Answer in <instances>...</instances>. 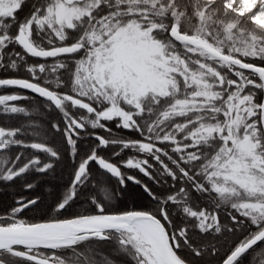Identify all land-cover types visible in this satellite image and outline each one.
Instances as JSON below:
<instances>
[{
	"label": "snow or ice",
	"instance_id": "snow-or-ice-1",
	"mask_svg": "<svg viewBox=\"0 0 264 264\" xmlns=\"http://www.w3.org/2000/svg\"><path fill=\"white\" fill-rule=\"evenodd\" d=\"M0 72V264H264V0H0Z\"/></svg>",
	"mask_w": 264,
	"mask_h": 264
},
{
	"label": "trees",
	"instance_id": "trees-1",
	"mask_svg": "<svg viewBox=\"0 0 264 264\" xmlns=\"http://www.w3.org/2000/svg\"><path fill=\"white\" fill-rule=\"evenodd\" d=\"M6 75H13V73H3L0 72V77L6 76ZM65 178H66V173H65ZM63 181L57 180L55 183H47V186H53L62 183ZM20 185H16L11 188H4L3 191L0 192V215L4 214L5 210L10 207V205L13 203L14 198L24 195V192L19 191ZM53 198V193L50 196H46V201L48 203L51 202ZM146 202L139 201V200H133L132 198H126L122 200L117 206L118 207H142L145 206ZM87 206L81 202V204L77 205L72 212H80L83 211ZM72 213H69L71 215ZM38 215V214H37Z\"/></svg>",
	"mask_w": 264,
	"mask_h": 264
},
{
	"label": "flooded vegetation",
	"instance_id": "flooded-vegetation-1",
	"mask_svg": "<svg viewBox=\"0 0 264 264\" xmlns=\"http://www.w3.org/2000/svg\"><path fill=\"white\" fill-rule=\"evenodd\" d=\"M57 180H55V182H56ZM53 181L52 180H48V181H40L39 182V184H38V189H36V190H33V191H39L40 192V194L44 197V198H46V196H50L53 192H54V189H53V187H49V186H47V183H52ZM45 187H47L49 190H47L46 192L44 191V188ZM51 190V191H50ZM1 191H3V189L2 190H0V192ZM19 191H21V192H24V195L26 196V195H29L30 193L29 192H27V191H25L21 186L19 187ZM49 194V195H48ZM30 215H32V214H30Z\"/></svg>",
	"mask_w": 264,
	"mask_h": 264
},
{
	"label": "rangeland",
	"instance_id": "rangeland-1",
	"mask_svg": "<svg viewBox=\"0 0 264 264\" xmlns=\"http://www.w3.org/2000/svg\"><path fill=\"white\" fill-rule=\"evenodd\" d=\"M53 183H55V180H52ZM47 190H49L47 187L44 188V191L46 192ZM49 195V194H48Z\"/></svg>",
	"mask_w": 264,
	"mask_h": 264
}]
</instances>
